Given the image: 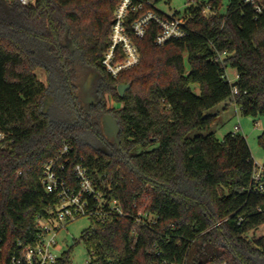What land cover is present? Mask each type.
Wrapping results in <instances>:
<instances>
[{"label": "trees", "instance_id": "obj_1", "mask_svg": "<svg viewBox=\"0 0 264 264\" xmlns=\"http://www.w3.org/2000/svg\"><path fill=\"white\" fill-rule=\"evenodd\" d=\"M119 2L36 0L25 6L0 0L2 264L19 254V243L32 241L35 219L58 203L42 177L66 143L71 150L63 176L82 164L123 211L105 207L90 218L75 242L86 245L89 264H264V235L248 237L264 225V194L254 190L256 164L247 139L232 132L222 140L214 132L189 137L217 122L207 111L223 102L264 118V13L229 0L221 15L220 0L197 1L175 12L188 20L186 37L158 46L153 23L137 41L140 65L114 78L102 58ZM229 68L238 76L233 84L226 79ZM81 69L96 75L93 100L84 104L77 95ZM121 84L130 85L123 97ZM49 92L58 98L51 113ZM106 95L119 107L109 108ZM69 101L78 113L74 123L61 119ZM105 117L117 123L115 141L102 130ZM258 141L264 150V131ZM262 171L264 183V165ZM72 249L58 264H71Z\"/></svg>", "mask_w": 264, "mask_h": 264}, {"label": "built area", "instance_id": "obj_2", "mask_svg": "<svg viewBox=\"0 0 264 264\" xmlns=\"http://www.w3.org/2000/svg\"><path fill=\"white\" fill-rule=\"evenodd\" d=\"M19 1L25 6L36 2V0ZM244 2L251 5L257 14L264 13L263 2L259 0H244ZM145 8L147 11L141 13ZM137 14L139 15L130 21L131 16ZM153 23L158 27L155 40L158 46H163L171 40L182 39L189 34L187 18L182 14H161L156 0H120L114 12L109 46L102 58L103 67L111 76L118 78L122 72L140 65L141 52L137 41L147 35ZM237 77L236 74V80ZM226 79L229 81L227 72ZM233 93H238L237 87L233 88ZM256 126H259V123H256ZM239 131L238 124L234 133ZM5 136L4 133H0V140ZM70 150V144L66 143L58 156L46 164L43 171L42 185L47 193H55L58 196V203L48 215L38 216L35 219L32 241L28 244L19 243V254L12 256L6 264H58L63 255L59 236L71 221L82 216L88 218L101 216L105 207L108 208L106 212L114 211L123 215L119 202L104 195L87 167L77 164L73 167L71 176H63L69 164V160L65 157ZM262 172V169H256L253 184L255 191L264 194ZM91 204H95L93 209ZM2 252L0 240V255ZM0 264H2L1 258Z\"/></svg>", "mask_w": 264, "mask_h": 264}, {"label": "rangeland", "instance_id": "obj_3", "mask_svg": "<svg viewBox=\"0 0 264 264\" xmlns=\"http://www.w3.org/2000/svg\"><path fill=\"white\" fill-rule=\"evenodd\" d=\"M197 1L199 3L208 4L210 0H193L189 2V0H162L156 3L159 10L167 15H171L175 12L184 13L185 10L189 6H196ZM221 6L219 8V13L221 15L226 14L229 0H220ZM145 8L141 13L146 12ZM132 15V16H138ZM205 15L209 16L210 12L205 11ZM131 16V17H132ZM65 45L69 48H72L69 39L65 40ZM78 91L77 95H79V100L81 104L85 102H90L93 100V95L90 93L91 89L94 85L96 75L89 70H79L78 71ZM37 75L40 80L47 83L46 74L42 70H38ZM227 74L229 76V81L231 83L236 82V71L233 69H228ZM196 92H199L198 88H195ZM46 102V109L50 113L58 106V98L54 92H49ZM107 106L109 108H118L119 103L114 99H111L108 95H106ZM64 113V116L61 118L66 123H74L78 119V113L74 108V105L69 101L63 107H61ZM209 115H217V122L207 130H194L190 133L189 137L194 138L199 135H206L208 133L214 132L218 139L222 140L228 133H234V129L236 125H240V131L238 132L240 135L244 136L247 139L249 144L253 159L256 164V169L261 170L264 165V150L259 144L258 137L264 131V118H253L244 116L239 108L234 105L232 102L227 101L217 106L211 108L207 111ZM102 122V130L104 134L111 140L115 141L118 127L117 123L112 117H105ZM256 123H259V126H256ZM159 144H155L149 147V150L157 148ZM144 149L140 148L137 152H142ZM92 225V221L90 218L82 216L78 217L75 220L71 221L66 228L60 233L59 236V244L62 246V253L69 250V248L73 247L71 252V264H88L90 260V256L87 250V247L84 243L80 242L75 245L76 241H79L84 230L89 228ZM264 235V225L258 228L257 230L250 232L248 237L255 240Z\"/></svg>", "mask_w": 264, "mask_h": 264}, {"label": "water", "instance_id": "obj_4", "mask_svg": "<svg viewBox=\"0 0 264 264\" xmlns=\"http://www.w3.org/2000/svg\"><path fill=\"white\" fill-rule=\"evenodd\" d=\"M130 88V85L128 84H121L118 87V92L120 94L121 97H123L126 93V91Z\"/></svg>", "mask_w": 264, "mask_h": 264}]
</instances>
